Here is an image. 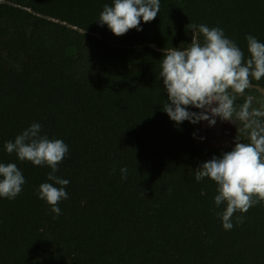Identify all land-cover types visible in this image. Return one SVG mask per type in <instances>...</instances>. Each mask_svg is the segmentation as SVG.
Segmentation results:
<instances>
[{
	"label": "trees",
	"instance_id": "1",
	"mask_svg": "<svg viewBox=\"0 0 264 264\" xmlns=\"http://www.w3.org/2000/svg\"><path fill=\"white\" fill-rule=\"evenodd\" d=\"M112 3L0 0V163L25 179L0 198V264H264V202L223 229L217 185L195 170L233 148L204 146L201 122L175 124L159 75L164 50L203 42L189 24L221 28L247 58V35L264 43V0H160L120 37L98 22ZM33 123L69 149L59 216L37 194L51 169L4 148Z\"/></svg>",
	"mask_w": 264,
	"mask_h": 264
},
{
	"label": "clouds",
	"instance_id": "2",
	"mask_svg": "<svg viewBox=\"0 0 264 264\" xmlns=\"http://www.w3.org/2000/svg\"><path fill=\"white\" fill-rule=\"evenodd\" d=\"M159 11L160 0H113L111 6L104 5L98 22L120 37L132 29L142 31L141 20L151 23ZM187 27L198 30L203 42L193 39L185 49L164 50L159 73L167 93L163 111L177 125L184 121L191 124L207 121L211 127L216 124V118L231 123L236 119L241 123L234 148L195 170L196 182L208 178L217 185L214 203L218 208L226 205L217 215L223 229L230 231L235 213L241 214L236 223H243V214L264 202V102L253 107L254 97L249 95L242 105L236 106L237 97L252 87L253 80L264 78V43L247 35L246 58L244 51L221 28L204 24ZM189 107L201 111L192 112ZM4 148L22 162L51 169L47 175L51 183H42L37 194L59 216L58 205L68 199L65 189L70 183L56 175L69 152L64 141L41 135V125L33 123L14 141H7ZM120 172L125 179L127 168H121ZM24 184V176L15 163H0V198L15 199Z\"/></svg>",
	"mask_w": 264,
	"mask_h": 264
},
{
	"label": "rangeland",
	"instance_id": "3",
	"mask_svg": "<svg viewBox=\"0 0 264 264\" xmlns=\"http://www.w3.org/2000/svg\"><path fill=\"white\" fill-rule=\"evenodd\" d=\"M254 97L253 107H259L260 102H264V88L251 87L244 93L243 96H238L236 106L239 107L245 102L247 96ZM241 127V123L233 119L232 123L221 121L216 118V124L209 126L207 121H201L200 135L202 144L211 148L231 149L234 148V140L237 134V129Z\"/></svg>",
	"mask_w": 264,
	"mask_h": 264
}]
</instances>
